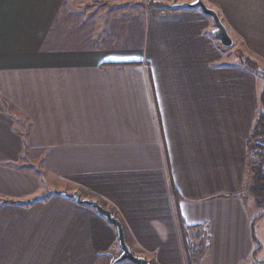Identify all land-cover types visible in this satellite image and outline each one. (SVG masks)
Listing matches in <instances>:
<instances>
[{
    "label": "crops",
    "instance_id": "0c3cea01",
    "mask_svg": "<svg viewBox=\"0 0 264 264\" xmlns=\"http://www.w3.org/2000/svg\"><path fill=\"white\" fill-rule=\"evenodd\" d=\"M149 1L194 0H0V264H111L116 228L79 197L152 264L264 261L244 201L264 79L198 7ZM202 1L264 69V0Z\"/></svg>",
    "mask_w": 264,
    "mask_h": 264
},
{
    "label": "rangeland",
    "instance_id": "374dc122",
    "mask_svg": "<svg viewBox=\"0 0 264 264\" xmlns=\"http://www.w3.org/2000/svg\"><path fill=\"white\" fill-rule=\"evenodd\" d=\"M208 6V5H207ZM210 7V6H208ZM212 8V7H210ZM214 9V8H212ZM215 10V9H214ZM216 11V10H215ZM217 12V11H216ZM218 14V12H217ZM219 16V14H218ZM220 18V16H219ZM221 19V18H220ZM222 21V20H221ZM213 22V21H212ZM224 24V23H223ZM214 24H213V29H214ZM229 34V33H228ZM231 39H232V44L231 46H223L218 40L220 46L225 49V57L228 58V59H235V57H237L240 61H241V58L242 57H247V56H244L242 53L238 52L237 48L234 47V42L237 40L235 39V37H232L230 35ZM248 58V57H247ZM242 62V61H241ZM259 66V65H257ZM260 67V66H259ZM249 68V67H248ZM250 69V68H249ZM251 70V69H250ZM252 71V70H251ZM253 72V71H252ZM255 73V72H254ZM256 74V73H255ZM259 76V75H258ZM261 77V76H260ZM263 78V77H262ZM264 79V78H263ZM263 90V88L261 89V91ZM260 91V93H261ZM260 93H259V96H260ZM259 98H258V104H257V110H256V113H255V117L254 119L257 117V111H258V107H259ZM254 121V120H253ZM253 124V123H252ZM252 127V125H251ZM251 131V130H250ZM259 143L260 147L257 148L256 147V144ZM256 150L254 156H252V154L254 153V151ZM251 156L254 158L255 162H248V166H247V176L249 179H247V181H245L244 185H245V191L247 192L246 196L244 197V201L246 203V208L247 210H245V213H247L248 215H250L251 217H253V222L255 221V218L261 214V213H264V137H258V138H253L252 139V143L250 144L249 146V158H251ZM255 164V166L253 167V170H249V166L250 164ZM253 171V172H251ZM258 174L256 176V173ZM260 179H259V178ZM53 192H56V194L58 192H61V191H53ZM48 193V192H47ZM249 193V194H248ZM46 194V193H44ZM71 195V194H70ZM46 197V196H45ZM79 201L81 200H84V199H80V197L78 198ZM92 200V199H90ZM11 202V201H10ZM9 202V203H10ZM98 202V201H97ZM3 203H7V201H4ZM13 202H11L12 204ZM99 203V202H98ZM14 204V203H13ZM100 205V204H99ZM101 206V205H100ZM102 207V206H101ZM104 208V207H103ZM104 209H107V208H104ZM231 211V210H229ZM229 211H226V212H229ZM229 216V222H232L233 221V218H232V213H229L228 214ZM119 220V219H118ZM257 220V219H256ZM120 221V220H119ZM121 222V221H120ZM264 223V218L263 220L261 221H258L256 224H255V236L256 237H261L262 241H263V248H262V254L260 256H263L264 255V227H260L261 224ZM122 224V223H121ZM123 226V225H122ZM28 235V233L26 234V236ZM125 236V235H124ZM254 236V233L251 234V237L253 238ZM126 242V241H125ZM253 242L255 243V248L256 250L258 249V245L256 243L255 240H253ZM117 243H118V240H117ZM127 244V243H126ZM119 245V244H118ZM120 248V246H119ZM118 247H116V250L119 249ZM120 252H121V248H120ZM119 252V254H120ZM119 254H117L116 256H118ZM115 256V257H116ZM114 257V258H115ZM113 258V259H114ZM32 257H30L28 259V261H26V264H33V262L31 261ZM258 259V258H257ZM256 258H254L252 261H254V263L252 262H249V264H258V263H261L262 261L261 260H257ZM129 262V261H128ZM248 261L245 262V264L247 263ZM107 263V262H106ZM104 262V264H106ZM97 264H100V263H97Z\"/></svg>",
    "mask_w": 264,
    "mask_h": 264
},
{
    "label": "water",
    "instance_id": "95a60500",
    "mask_svg": "<svg viewBox=\"0 0 264 264\" xmlns=\"http://www.w3.org/2000/svg\"><path fill=\"white\" fill-rule=\"evenodd\" d=\"M175 6H178V7L185 6L188 8L198 7L203 13L211 17L213 24L215 26L214 29L212 30L213 36L223 46H226V47L231 46V44L233 43L232 39L230 35L228 34V31L225 25L219 18L217 12L214 9L208 7L202 0H194L191 2L177 3L175 4ZM81 201L83 203H87L95 207L116 228L117 240L121 248V252L118 256H116L111 261V264H119L124 261H129L132 264H152L150 261L146 260L143 256L135 255L131 251L130 247L125 242L124 229H123L121 222L112 214V212L109 209H104L103 207H101L96 200L84 199Z\"/></svg>",
    "mask_w": 264,
    "mask_h": 264
},
{
    "label": "trees",
    "instance_id": "16d2710c",
    "mask_svg": "<svg viewBox=\"0 0 264 264\" xmlns=\"http://www.w3.org/2000/svg\"><path fill=\"white\" fill-rule=\"evenodd\" d=\"M149 3L151 5H154V6H163V7H174L175 4L172 3L170 4L169 6L162 3V2H153V1H149ZM241 61L247 66L249 67L253 72H255L257 75L261 76L264 78V69H262L261 67L257 66V62L250 59V58H247V57H242L241 58ZM259 107H258V111H257V117L254 119L253 121V124H252V127H251V131H250V144L252 143V139L253 138H258V137H264V88L263 90L261 91L260 93V96H259ZM256 147L259 148L260 145L259 143L256 144ZM256 150L254 151V153L252 154V156H254ZM251 156V158H249V162H255L254 158ZM256 163H254V165L251 163L250 166H249V170H253V167L255 166ZM254 171V170H253ZM251 171V172H253ZM256 173V172H255ZM258 174L256 173V176ZM259 178V177H258ZM260 179V178H259ZM59 193V192H58ZM174 195V194H173ZM8 202V201H7ZM13 203H18L17 201H11ZM10 202V203H11ZM25 202H28V201H25ZM253 239L255 240V237L253 236ZM185 251H186V258H187V261H191V257L188 253V249H187V245L185 244ZM258 264H264V261H262L261 263H258Z\"/></svg>",
    "mask_w": 264,
    "mask_h": 264
}]
</instances>
